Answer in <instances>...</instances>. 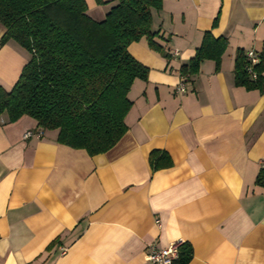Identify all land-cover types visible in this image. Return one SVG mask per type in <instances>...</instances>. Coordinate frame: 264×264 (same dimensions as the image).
I'll use <instances>...</instances> for the list:
<instances>
[{
  "label": "crops",
  "instance_id": "obj_1",
  "mask_svg": "<svg viewBox=\"0 0 264 264\" xmlns=\"http://www.w3.org/2000/svg\"><path fill=\"white\" fill-rule=\"evenodd\" d=\"M86 2L97 21L116 4ZM152 30L170 57L146 38L129 46L149 74L134 81L128 130L109 151L91 156L30 116L1 117L0 264H148V246L176 240L188 264H264V93L234 72L240 48L262 47L264 0H163ZM206 31L228 39L221 67L203 61L178 93ZM29 59L14 41L1 47L0 85L10 90ZM154 150L173 165L153 171Z\"/></svg>",
  "mask_w": 264,
  "mask_h": 264
},
{
  "label": "trees",
  "instance_id": "obj_2",
  "mask_svg": "<svg viewBox=\"0 0 264 264\" xmlns=\"http://www.w3.org/2000/svg\"><path fill=\"white\" fill-rule=\"evenodd\" d=\"M162 7L163 0H116L97 21L88 14L86 0H0L5 28L0 48L14 41L30 53L15 85L10 90L0 85V120L6 115L7 123H14L30 116L38 127L57 130L59 143L91 156L112 149L128 130L129 91L136 79L147 80L149 74L129 46L146 38L151 49L170 57L152 30L153 11ZM228 44L226 37L206 31L194 57L181 67L182 77L191 83L205 60L214 61L218 71ZM234 72L236 85L264 93V42L260 50L240 48ZM149 161L153 171L173 165L160 150L152 151ZM256 185L264 187V167ZM191 256L184 243L173 264H188Z\"/></svg>",
  "mask_w": 264,
  "mask_h": 264
},
{
  "label": "built area",
  "instance_id": "obj_3",
  "mask_svg": "<svg viewBox=\"0 0 264 264\" xmlns=\"http://www.w3.org/2000/svg\"><path fill=\"white\" fill-rule=\"evenodd\" d=\"M248 55L251 58L252 63H257L259 61V58L254 51H250ZM188 83L189 82L186 80V78L182 77V80L178 85L176 91L178 93L186 92ZM31 135L32 133L28 132L26 134V137H29ZM157 223L160 225V220H157ZM184 243L185 242H183V240H176L164 248H159L158 246L152 244L148 246L147 251L145 252V260L148 264H173L176 260H178L181 252V247Z\"/></svg>",
  "mask_w": 264,
  "mask_h": 264
}]
</instances>
